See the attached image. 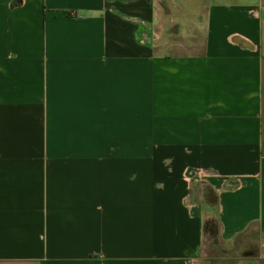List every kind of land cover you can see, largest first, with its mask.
Here are the masks:
<instances>
[{
    "label": "crops",
    "instance_id": "crops-1",
    "mask_svg": "<svg viewBox=\"0 0 264 264\" xmlns=\"http://www.w3.org/2000/svg\"><path fill=\"white\" fill-rule=\"evenodd\" d=\"M206 222L264 258V0H0V264H202Z\"/></svg>",
    "mask_w": 264,
    "mask_h": 264
},
{
    "label": "rangeland",
    "instance_id": "rangeland-1",
    "mask_svg": "<svg viewBox=\"0 0 264 264\" xmlns=\"http://www.w3.org/2000/svg\"><path fill=\"white\" fill-rule=\"evenodd\" d=\"M202 264H264V258L257 252L253 235L241 237L232 244H224L217 238L206 236Z\"/></svg>",
    "mask_w": 264,
    "mask_h": 264
},
{
    "label": "trees",
    "instance_id": "trees-1",
    "mask_svg": "<svg viewBox=\"0 0 264 264\" xmlns=\"http://www.w3.org/2000/svg\"><path fill=\"white\" fill-rule=\"evenodd\" d=\"M205 232L209 237L216 238L217 236V225L213 222H206L205 224Z\"/></svg>",
    "mask_w": 264,
    "mask_h": 264
}]
</instances>
